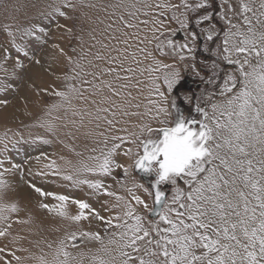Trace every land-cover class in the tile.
Returning <instances> with one entry per match:
<instances>
[{"label":"snow or ice","instance_id":"6c2138e0","mask_svg":"<svg viewBox=\"0 0 264 264\" xmlns=\"http://www.w3.org/2000/svg\"><path fill=\"white\" fill-rule=\"evenodd\" d=\"M21 7L18 0L5 5ZM78 8L105 13L89 18L97 26L87 39L58 22ZM193 13H201L194 21L198 32L189 30ZM38 17L77 43L69 45L71 55L58 43L49 45L63 57L64 71L53 73L59 87L36 95L54 100L34 123L21 125L25 131L0 134V238L11 234L13 223L32 221L12 220L21 209L6 199L12 184L5 177L14 173L32 178L26 183L40 197L38 208L67 227L53 241H32L39 254L16 255L28 252L20 247L7 259V245L0 247V264H264V0H50ZM0 31L8 40L0 44L2 94L24 68L11 50L40 65L30 49L47 44L51 29L4 23ZM177 31H184L183 43L173 39ZM198 40L214 57L210 64L201 61L210 71L201 81L211 87L196 97L199 117L177 122L175 100L164 89L172 92L181 70L155 53L192 61L195 72ZM7 103L0 99V106ZM54 144L69 155L44 150ZM22 145L30 154L13 162L10 153L19 155ZM119 154L132 163L118 162ZM134 169L156 176L151 187L135 178ZM37 180L87 190L99 207ZM165 184L171 187L157 189Z\"/></svg>","mask_w":264,"mask_h":264},{"label":"rangeland","instance_id":"374dc122","mask_svg":"<svg viewBox=\"0 0 264 264\" xmlns=\"http://www.w3.org/2000/svg\"><path fill=\"white\" fill-rule=\"evenodd\" d=\"M16 2L17 0H0V25H3L4 23H10V24L20 23L24 26H28L31 23H44L46 26H48L51 29V31L47 44L40 42L34 43L32 44L30 49V53H35L41 59L40 65H36L32 63L30 60L24 59L22 55L18 57V54L15 53V50L14 49L11 50L13 59L20 58L21 62L24 65V68L22 70H17L18 75L20 77L19 80L10 81L13 85V88L6 93L0 94V99H6L8 101L6 106H0V134L3 133L5 128H10L13 131L15 130H20L22 132L25 131L21 127V125L34 123L36 118L41 115L42 108L46 107L48 103L54 100V97H50L44 93H42L39 96L36 95L37 89L46 88L49 87L50 85H56L57 87H59L53 73L60 74L64 71L63 57H60L55 50L49 47V45L51 43H58L61 47H64L65 50L68 51L69 55H71L72 53L70 52L69 45L70 44L75 45L77 43L74 39H70L66 35L64 29H56L54 23L52 25H48L47 21H42L38 17V13L44 10L45 5L49 3L50 0H18L19 4L22 5L19 11H16L14 8H8V9L5 8V5H10ZM94 2H96V0H94ZM104 2L106 3L108 2V0H104ZM81 13H84V15H82ZM199 14L201 13L191 14L192 19L190 20L189 23L190 31H196V32L199 31V29L196 28L194 23L195 19ZM69 15L72 17L71 19L60 18L58 22L60 24L66 25L67 27L73 28V35H84L85 39H87V35H86L87 31L91 27L97 26L93 23H90L89 18H91V20L94 21L97 15L103 18L105 13L99 12L98 9L93 10L88 8H78L75 12L69 13ZM214 22H216L218 26H222L219 24L218 21L214 20ZM171 27L178 28V25L173 22L171 24ZM184 37H185L184 31H177L173 39L183 43ZM7 43L8 40L6 34L0 31V44L6 45ZM197 43L201 46L197 48L194 54L195 72L192 70L191 67V64L193 63L192 61L180 62L178 58H173L171 56L161 57L159 53H155L158 59H161L167 63H175L177 67L181 70L180 80L174 86L172 92L168 94L167 89L166 88L164 89L166 94L169 96L170 101L172 98H174L175 100V109L173 112V116L175 117L177 122H179V120L182 117L184 118L185 123H187L188 120H194L199 117V113H197L194 110L195 105L197 103L196 97L200 96L202 89L206 87L207 88L211 87L210 85H205L201 81V77H207L210 75L209 69L205 68L201 64V61L210 64L211 61L214 59V57H212L209 53H205L202 50V41L198 40ZM186 64L188 65L187 68L185 67ZM12 66L13 65L11 61L6 64V67L10 71L12 70ZM222 67L228 68L230 66L222 64ZM45 69H50V71H46ZM196 73H199V75H197ZM0 76H3L2 72H0ZM29 85H33L34 87H29ZM185 96L192 97L191 101H186L184 99ZM31 131L33 133H38L40 135H46V133H44V131L39 128H33L31 129ZM68 142L71 143V141ZM127 146L129 145H125L124 147ZM44 150L49 152L55 151L58 154L69 155V153H67L66 150L63 148V145H59V144H54L51 148L45 146ZM28 154L30 153L27 149V146L22 145L20 154L17 155L15 152H11L10 159L16 163H22L24 157ZM71 158L75 159L74 156ZM115 159L118 162L124 164L125 166L132 163L131 159L124 157L122 154L117 155ZM5 166H9V165H5ZM114 174L119 178L122 176V170H115ZM134 176L137 180L144 183L148 187H151V184L156 180V176L151 171L145 172L142 169H134ZM5 179H7L12 184V189H13V190L10 189L6 198L10 200V202L12 200V202L17 203L21 209L19 213L12 215V220L15 221L17 218L28 219V217L31 216L32 221L27 225H20L17 223H13L12 228L10 230L11 234L7 238H0V247H5V245H7L8 251H5L4 253L7 259H12V257L9 254L10 251H14L16 248H20V247L27 248L28 252H24L23 254L22 252L17 251L16 255L19 254V256L20 255L27 256L29 252L39 254V249L33 245L32 241L40 240V239L53 241L57 239L59 236L63 234L64 228L67 227L66 225L67 221H62L58 217L50 214H46L45 217L41 215L42 213L38 208V202L40 201V197L37 194H35L32 189L28 187L26 181L31 180L32 178L29 177L27 173H25L23 178L19 173H14L6 176ZM35 182L38 185L44 186L51 191H55L57 193H66L77 199H85L89 203H91L92 207L94 208L99 207V204L96 203L95 199L88 195L87 190L68 191L64 187L54 186L51 184L43 185L42 182L38 180ZM109 182L111 181L109 180ZM170 187L171 186L168 184H165L163 186L159 185V189L170 188ZM28 191L29 193L30 192L32 193L28 195ZM138 194L141 195L142 198H144L146 201L151 203L149 197L146 194H144L142 191H139ZM167 194L168 193L165 192V195ZM10 195L13 197H11ZM27 198H29V200ZM32 198H34L35 200ZM101 199H104V197L102 196ZM49 202H53V201H49ZM35 203L37 204L35 205ZM73 208L75 207H72L70 210L76 212L77 209H73ZM63 222L65 225H63ZM22 226L25 228H23ZM31 227L32 230H30ZM57 228L60 229L59 232L56 231ZM34 230L36 234L34 233ZM13 235L23 237V239L17 240L15 244H12L10 243V241ZM90 246H94V245H90ZM45 251H47L46 247H45ZM26 264H31V262L30 261L28 263L26 262Z\"/></svg>","mask_w":264,"mask_h":264},{"label":"bare ground","instance_id":"6f19581e","mask_svg":"<svg viewBox=\"0 0 264 264\" xmlns=\"http://www.w3.org/2000/svg\"><path fill=\"white\" fill-rule=\"evenodd\" d=\"M54 69H55V68H54ZM34 85H35V84H34ZM42 109H43V108H42ZM22 112H23V111H22ZM17 117H18V116H17ZM23 187H25V186H23ZM26 187H27V186H26ZM21 188H22V187H21ZM18 189H20V188H18ZM24 189H25V188H24ZM12 190H13V189H12ZM9 191H10V190H9ZM24 191H25V190H24ZM24 191H23V192H24ZM20 192H21V191H20ZM20 192H19V193H20ZM26 192H27V191H26ZM26 192H25V193H26ZM30 193H32V192H30ZM30 193H29V191H28V195H29ZM11 194H12V193H11ZM14 194H15V193H14ZM15 195H16V194H15ZM18 195H19V194H18ZM24 195H25V194H24ZM10 196H11V195H10ZM30 196H32V195H30ZM11 197H13V196H11ZM33 197H35V196H33ZM8 198H9V197H8ZM30 198H31V197H30ZM6 199H7V198H6ZM22 199H23V198H22ZM27 199L29 200V198H27ZM32 199H34V198H32ZM34 200H35V199H34ZM9 201H10V200H9ZM23 201H24V200H23ZM25 201H26V200H25ZM11 202H12V200H11ZM27 202H28V201H27ZM30 202H31V200H30ZM27 204H28V203H27ZM33 204H34V203H33ZM36 204H37V203H35V205H36ZM29 206H30V204H29ZM33 206H34V205H33ZM73 209H76V208H73ZM73 209H72V210H73ZM37 210H38V209H37ZM40 212L42 213L41 215L44 216V217H45L46 214H47L44 210H41V209H40ZM72 212H73V211H72ZM49 218H50V217H49ZM51 218H52V217H51ZM42 219H44V218H42ZM57 219H58V218H57ZM49 221H50V220H49ZM51 222H52V221H51ZM26 225H27V224H26ZM63 225H65L64 222H63ZM66 225H67V224H66ZM18 227H19V226H18ZM22 227H23V226H22ZM33 227H34V226H33ZM23 228H25V227H23ZM16 229H17V228H16ZM33 229H34V228H33ZM30 230H32V227H31ZM36 230H37V229H36ZM13 231H14V230H13ZM22 231H23V229H22ZM22 231H21V232H22ZM31 232H32V231H31ZM34 233H35V230H34ZM15 234H16V233H15ZM18 234H19V233H18ZM20 234H21V233H20ZM35 234H36V233H35ZM24 235H25V234H24ZM13 236H14V235H13ZM20 243H21V242H20ZM22 253L24 254V252H22ZM18 255H19V254H18ZM20 256H21V255H20ZM22 256H23V255H22ZM27 263H28V262H27Z\"/></svg>","mask_w":264,"mask_h":264},{"label":"water","instance_id":"95a60500","mask_svg":"<svg viewBox=\"0 0 264 264\" xmlns=\"http://www.w3.org/2000/svg\"><path fill=\"white\" fill-rule=\"evenodd\" d=\"M157 189H159V185H157Z\"/></svg>","mask_w":264,"mask_h":264}]
</instances>
